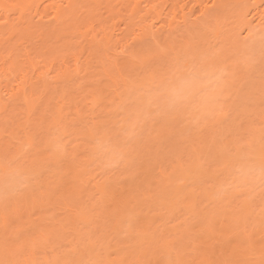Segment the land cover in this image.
Returning <instances> with one entry per match:
<instances>
[{
  "label": "rangeland",
  "instance_id": "1",
  "mask_svg": "<svg viewBox=\"0 0 264 264\" xmlns=\"http://www.w3.org/2000/svg\"><path fill=\"white\" fill-rule=\"evenodd\" d=\"M60 1L55 0L63 7L65 0ZM76 1L78 2L76 6L79 7H76L77 12L75 11L73 20H67L62 25L53 22L52 19V16H55L53 11L56 3L53 4V8L51 5L47 6L54 0L43 1L38 9L41 11L43 6L44 9L38 16L25 15L18 19V14H15L17 12H9L6 18L10 23L7 28L5 27L6 30L0 23V32L5 31L0 34V72L6 66L3 62L7 60V55L15 54L11 56L15 64L14 73L11 74L13 77L9 76L8 81L2 82L3 85L0 82V259L22 260L23 255H28L31 250L39 264H49V261L64 259L99 260L104 261L105 264H134L137 260H148L151 264H168V261L177 259L193 260L205 257L218 259L222 258L221 251L229 253L235 248L242 247L237 236L229 237L231 243L224 242L223 245L216 243L220 233H226L227 229L238 224L244 238L250 241L251 249L242 251L236 258L258 262L261 259L260 248L264 244V220L260 215L261 207L264 206V192L258 171L255 178L247 183L232 182V186L227 188L228 199L215 202L216 215L211 216V208L208 212L202 207L198 208L199 214L193 222L199 223L200 228L189 230L187 224L184 228L180 226L185 216L176 210L174 203L168 199V193L180 187L190 200L208 203L213 200L215 190L219 187L216 185L204 190L199 184L194 186L191 183L192 177L182 176L178 172L173 175V167L168 164L173 158L179 163L182 157V162L195 168L197 161L194 158L189 159L188 156L192 146L186 132L189 127L196 128L193 117H189L184 125L173 124L163 129L165 139L160 146L159 164L150 162L148 157L143 160L140 180L143 181L145 189H151L150 192L145 193V196H152L155 193L158 198L146 199L135 207H130L126 213L111 214L112 209L108 208L111 202L110 192L105 193L102 185L112 180L113 190L125 191L133 182L127 178L117 180L107 171V161L98 153L96 142L105 135L106 129L114 130L109 133L114 134L126 122L129 114L137 113L147 105L149 100L147 89L134 88L124 78L128 72L132 73L133 78L145 77L146 74L142 67L127 65L124 61H121L119 66L120 69H125L124 76L120 75L119 69L116 75H109L103 71L105 53L108 50L113 53L118 52L131 37H136L134 34L138 33L137 30H130V33L127 32L117 42L112 41L107 44L102 42L96 45L91 43L90 49H94L93 54L89 56L88 52H83L77 64L72 63L70 57H67L71 56L70 52L64 50L62 52L55 46L63 43L56 35L67 30L79 29L80 22L85 20L87 15L90 17L92 13L93 26L96 27L98 22L97 28L101 25L99 22L105 23L104 19L114 25L115 33L124 26L122 19L116 18L121 0H112L109 4V6L113 4L111 6L113 16L103 1L100 6L98 5L99 7L98 2L95 3L96 6L93 5L92 9L93 3L90 2L97 0H85V3L84 0ZM132 1L136 0H128L130 3ZM154 1L163 0H138L137 8L143 10ZM176 1L186 3V9L184 11L178 9L175 18L168 24L165 16L170 12L175 0H165L161 16L153 17V25L148 26L144 30L145 33H141V36L133 41L137 45L136 50L150 53L147 58L151 69L155 71L161 70L177 59L191 57L193 54L217 52V68L220 69H231L233 62L243 61L246 56L255 55L257 63L254 70L248 69L242 73L241 80L236 85L238 88L243 80L255 85L251 102L236 107L231 118L216 128L214 134L222 144L231 149L234 155L249 160L256 159L258 162L261 128L264 127L258 90L262 31L259 19L261 14H264V6H262L264 0H258L256 4L252 3L253 0ZM83 4L84 7H87L86 4L88 7L84 8ZM183 12L185 16H182ZM202 12L203 16H201ZM39 15L43 17V20H40L42 30L46 32L42 33L41 38H38L37 34L29 35L26 29V21L31 20L28 24L32 23L34 18L39 19ZM4 16L5 14L0 13V19L5 21V18H2ZM217 20L221 21V28L215 31L205 28L206 23H215ZM12 22L16 25H10ZM105 25L109 24L105 23ZM73 26L75 27L72 28ZM13 27L16 28H14L16 32L18 31L17 33H14ZM248 30L253 36L245 41L244 35ZM71 38L72 36L68 40L81 44L90 40L89 36L88 39H85L86 36ZM85 40L87 41L84 42ZM42 45L44 47H40ZM48 48H56L60 58L56 57L54 53L56 50L50 51ZM45 49L49 53L45 51L47 54L44 53L43 60L46 62H41L42 57L35 56V53L37 50ZM76 49L75 47L74 51ZM62 53L65 54L63 56L64 60L66 59L65 64L70 65L69 70H58L60 65L56 61L59 62ZM31 55L35 58L33 59ZM48 59L54 62V68L46 72L48 67L44 66L49 62ZM40 65L46 71L41 72ZM22 71L23 78L20 77ZM45 72L50 74L45 75ZM14 74L20 78L18 79ZM151 74L152 72L149 71L147 76L150 77ZM21 79L23 84L19 82ZM0 81H2L1 77ZM5 93L12 97L6 107L3 104ZM236 102L239 104V100ZM146 128L151 131L161 128V124L159 121L148 120ZM57 145L67 153L64 159L65 166L74 163L75 172L81 177L74 194L84 202L95 194L103 201L105 210L97 215L86 230L75 228L70 231L65 230L59 223L56 224L55 229L45 228L44 230L53 232L51 238L45 242L39 239L42 225L53 213H57L59 217L62 210L56 207L55 200L34 202L31 199V189L46 182L49 165L54 160L53 153ZM181 179L185 180V184H179ZM21 184H27L29 187L22 192H5L6 186ZM20 202L24 204L23 210L18 208ZM209 218L212 220L214 232L203 229ZM144 229L166 230L182 239L175 249L148 248L138 235ZM88 233L92 234L90 241L86 239ZM6 238L11 242L9 245L11 249L26 248L27 251L20 256H6ZM32 242L35 243V247L32 246Z\"/></svg>",
  "mask_w": 264,
  "mask_h": 264
},
{
  "label": "snow or ice",
  "instance_id": "2",
  "mask_svg": "<svg viewBox=\"0 0 264 264\" xmlns=\"http://www.w3.org/2000/svg\"><path fill=\"white\" fill-rule=\"evenodd\" d=\"M32 7L34 6L30 4L6 3L4 0H0V9L15 10L20 12L21 16H24L25 11ZM40 20H43L42 16L38 20L34 18L32 23L27 26L29 35L37 34L38 38L42 37ZM0 23H6V21L0 19ZM260 23L262 31L258 90L261 102V119L264 120V14H261ZM221 27L220 20L205 24V28L210 31H215ZM80 28L85 34L91 32V26L88 25L87 21L81 22ZM252 36L253 33L249 32L248 36L244 37L245 41ZM135 39L134 36L131 37L129 42L116 53L108 50L103 59V71L109 75H116L119 69L120 75L124 76L125 69L119 68L121 61L127 65L142 67L146 74L145 77L133 78L132 73L128 72L124 78L134 88L147 89L148 103L139 112L129 114L126 122L114 134H109L114 130L106 129L105 135L96 142L98 153L107 161V171L111 172L117 180L127 178L133 183L129 189L119 191L111 188L113 181L109 180L102 185V190L105 193L110 192L111 202L108 208L112 209V215L126 213L130 207H135L146 199L158 198L155 193L152 196H145V193L150 192L151 189H145L143 181L140 180V168L143 160L148 157L150 162L159 164L160 146L165 139L163 129L173 124L184 125L189 117H193L196 128L189 127L186 132L187 139L192 146L188 156L189 159L194 158L197 161L195 168L193 169L190 165L182 162V157L181 162L178 163L173 158L168 161V164L173 167V175L178 172L192 177L191 183L194 186L199 184L204 190L216 185L219 187L215 190L213 200L208 203L190 200L180 187L171 190L168 193V199L174 203L176 210L185 216V220L181 222V228L187 224L189 230H195L200 228L199 223L193 222L199 214L198 208L202 207L205 212L211 208V216L216 215L215 202L228 199L227 188L232 186L233 181L247 183L255 178L258 171L262 192H264V127L261 128L258 162L256 159L249 160L234 155L231 149L222 144L214 134L216 128L231 118L236 107L251 102L255 85L248 80L240 82L238 88L236 85L241 80L242 73L248 69L254 70L257 63L256 57L249 55L243 61L233 62L231 69H220L217 68V52L203 55L193 54L191 57L177 59L161 70L155 71L151 69L150 61L147 58L150 53L137 51V45L133 43ZM45 51L37 50L35 56L43 58ZM149 71L152 72L150 77L147 76ZM49 74L45 73V75ZM20 82L23 83V80ZM234 92L236 93L235 96ZM11 98L10 94L5 93L3 100L5 107ZM237 100H239V104H237ZM194 113L195 115H193ZM148 120L159 121L161 128L147 130L146 123ZM53 156L54 160L49 165V175L46 182L31 189V199L34 202L55 200L56 207L62 210L59 217L57 213H53L46 218L44 225H42L39 239L45 242L53 235L52 231H46L45 228L55 229L56 224L59 223L60 227L65 230L70 231L73 228L86 230L97 215L105 210L103 201L98 199L95 194L90 196L87 202L74 194L81 177L75 172L74 163H68L65 166L64 159L67 153L60 145L56 146ZM179 184H185V180H179ZM28 187L27 184L8 185L5 192H22ZM18 208L23 210V202L18 204ZM260 215L261 219L264 220V206L261 207ZM203 229L214 232L211 218L203 225ZM138 235L148 248L175 249L177 243L182 239V237L166 230L144 229ZM230 236L239 237L242 247L235 248L229 253L221 251L222 258L177 259L168 261V264H264V244L261 245V259L258 262L236 258L242 251L251 249L250 241L244 238L243 231L239 230L238 224L227 229L226 233H220L216 243L221 245L224 242L231 243ZM91 238L92 234L88 233L86 239L90 241ZM10 243L6 238V256H20L27 251L26 248L11 249ZM32 246L35 247V244L33 243ZM0 264H25V262L19 259H0ZM28 264H39V262L30 261ZM49 264H105V262L64 259L49 261ZM134 264H151V262L137 260Z\"/></svg>",
  "mask_w": 264,
  "mask_h": 264
},
{
  "label": "bare ground",
  "instance_id": "3",
  "mask_svg": "<svg viewBox=\"0 0 264 264\" xmlns=\"http://www.w3.org/2000/svg\"><path fill=\"white\" fill-rule=\"evenodd\" d=\"M43 1H47V0H4V2H6V3H23V4H30V5H33L34 7H32L31 9H29V10H26L25 11V14H24V16L25 15H30V17L32 16H38L37 14H40L39 12H42L43 11V9H44V6H43V9L40 11L38 8H40V6L42 5V2ZM48 1H52V0H48ZM60 1V0H59ZM63 1V0H62ZM80 1V0H79ZM95 1V0H94ZM103 1V4H106V7L108 8V11L111 13V15L113 16V12H112V5H110L109 6V4H111L112 2V0H97L96 2H90V3H93L92 4V6H91V9H92V7H93V5H95V3H97V6L101 3ZM137 1L138 0H136V1H132L131 3L130 2H128V0H121V2H120V5H121V7L118 9L117 8V14H116V18L117 19H122V21H123V23H124V26L122 27V28H119V30L117 31V33H115L116 31H115V29L113 28V24H110V23H107L106 22V20L104 19L103 21H105V23L106 24H109V25H105V23H101V22H99L101 25H100V27H98L97 28V26H99V25H97L98 24V22L96 21V19H95V21L97 22V24H96V27L95 26H93V20L92 19H94L93 17H92V15H93V13L91 12V11H89V12H91L92 14L90 15V17L87 15L86 17H88L87 19H86V17H85V20H83V21H87V23H88V25L89 26H91V32L89 33V34H85V32L83 31V29L82 28H75L74 30L75 31H69V30H67V31H64V28H62V30L64 31V32H62V33H59V31H56V32H58L59 34L58 35H56V36H58V40H60L61 39V42H63L62 44L61 43H59V44H61V45H59V46H57L56 44H55V46L56 47H58V48H60L59 50L60 51H62L63 52V50L64 51H68V52H70V54H71V56H67L69 59H71L73 62L72 63H76L77 64V62H78V60H79V56H80V54H83V52H88L87 54L90 56L91 54H93V52H94V49H90V46H91V43H92V45L94 44V45H96V44H98V43H104V44H107V43H109V42H117V41H120L121 40V38H123V36L127 33V32H129L130 30L132 31H135V30H137L138 31V33L137 34H134V35H136V37H137V39L141 36V33H143L144 32V30L148 27V26H152L153 25V23H152V18L153 17H156V18H158V17H160L161 16V14H162V11L164 10L163 8H162V5H163V3L165 4V0H163V1H154V2H152V3H150V4H148L147 5V8H145V9H143V10H139L138 8H137ZM197 1V0H196ZM257 1L258 0H253L252 1V3L253 4H256L257 3ZM61 2V1H60ZM44 3V2H43ZM56 2H55V0H54V2H50V3H48V5L47 6H52V8H53V4H55ZM61 3H63V2H61ZM76 3H78L76 0H65V4L63 5V7H62V5L61 4H59V3H56V6H54V9H55V11H53L54 12V14H55V16H52V18L54 17L55 19L53 20V22H55V23H61V25H62V23L63 22H67V20L69 21L70 19H72L73 20V15H75L76 14V10H77V8L76 7H79V5H77L76 6ZM84 3H85V0H84ZM86 3L87 4H89L87 1H86ZM86 4V6L88 7V5ZM251 4V3H250ZM81 5H82V3H81ZM65 6H68V7H65ZM85 6V4H83V7ZM96 6V5H95ZM94 6V7H95ZM100 6V5H99ZM98 6V7H99ZM186 6H187V4L186 3H180V2H178V1H176L175 0V2H173V4H172V6L170 7L171 8V10H170V12H168V14L165 16V19L167 20V22H168V24L170 23V21L171 20H173L174 18H175V15H177V10L179 9V10H181V11H184L185 9H186ZM82 7V8H83ZM87 7H84V8H87ZM45 8H46V6H45ZM80 8H81V6H80ZM80 8H79V10H80ZM114 8V7H113ZM94 9V8H93ZM96 9V8H95ZM94 9V10H95ZM88 10V9H87ZM86 10V11H87ZM93 10V11H94ZM255 10V9H254ZM12 11H15V10H12ZM12 11H8V10H4V9H0V13L2 14V15H4L5 14V16L4 17H2L3 19L5 18V21H6V23H1V26H3V28L6 30V28H7V26H8V23H10V22H7V15H8V13L9 12H12ZM76 11V12H75ZM205 10L203 9V12H204ZM15 12H17V11H15ZM75 12V13H74ZM202 12V13H203ZM259 12V11H258ZM170 13V14H169ZM257 13V12H256ZM15 14H18V19L19 18H22L23 16H21V14H20V12H17V13H15ZM33 14V15H32ZM154 15V16H153ZM169 15V16H168ZM255 15V14H254ZM40 16V15H39ZM42 16V15H41ZM98 16H99V18H101V16L98 14ZM182 16H185V13L183 12L182 13ZM75 18H76V16H74ZM91 17H92V19H91ZM147 18H150L149 20H147ZM27 19H30V18H27ZM32 19V18H31ZM102 19V18H101ZM100 19V20H101ZM113 18L111 17V20H112ZM22 19H20V21H21ZM98 20V19H97ZM260 20V19H259ZM19 21V22H20ZM23 21H24V19H23ZM28 21H30L31 22V20H28ZM28 21H26V23H27V26L29 25V24H31V23H29L28 24ZM50 21V20H49ZM83 21H81V22H83ZM99 21V20H98ZM16 22H17V20H16ZM52 22V21H51ZM80 22V23H81ZM258 22V21H257ZM18 23V22H17ZM26 23H24V25H26ZM49 23V22H48ZM50 24V23H49ZM64 24V23H63ZM252 24V23H251ZM10 25H16V23L15 24H13V22H12V24H10ZM9 25V26H10ZM47 25V24H46ZM45 25V26H46ZM74 25V24H73ZM258 25V24H257ZM0 26V27H1ZM53 26H54V24H53ZM56 27H57V25H55ZM54 26V27H55ZM76 26V25H75ZM75 26H73L72 28H74ZM6 27V28H5ZM12 27V26H11ZM26 27V26H25ZM44 27V26H43ZM62 27V26H61ZM95 27V28H94ZM14 28L15 27H13V29L12 30H14ZM53 28V27H52ZM59 28V27H58ZM72 28H69V29H72ZM261 28V27H260ZM16 29V28H15ZM26 29H27V27H26ZM96 29V30H95ZM10 30H11V28H10ZM11 30V31H12ZM48 30V29H47ZM65 30H66V28H65ZM253 30V29H252ZM43 31V30H42ZM54 31V30H53ZM52 31V32H53ZM4 33H5V31H3ZM3 32H0V34L1 33H3ZM16 31L14 30V33H15ZM18 32V31H17ZM16 32V33H17ZM25 32V31H24ZM10 33H13V32H10ZM42 33H46V32H42ZM54 33V32H53ZM130 33V32H129ZM145 33V32H144ZM52 34V33H51ZM55 34H57V33H55ZM248 34H249V30L247 31V32H245V35H244V37H246V36H248ZM4 35V34H3ZM48 36V35H47ZM70 36H72V38L71 39H77V38H80V37H84V36H86L87 38H85V39H88V36L90 37V40H85L84 42H86L85 44H81L80 42L78 43L77 41H74V42H72L71 40L69 41L68 39L70 38ZM3 37V36H2ZM135 37V38H136ZM1 39V38H0ZM51 39V38H50ZM62 39H64V40H62ZM56 41V40H55ZM55 43V42H54ZM47 46V45H46ZM51 46V45H50ZM40 47H44L43 45L42 46H40ZM48 47H49V45H48ZM53 47H54V45H53ZM53 47H51V48H53ZM72 47H76L77 49V51L75 50L74 51V48H72ZM38 49H39V47H37ZM47 48V47H46ZM48 49H50V48H48ZM48 53H49V51L47 50V49H45ZM52 50H56V48H54V49H50V51H52ZM8 51V50H7ZM6 51V52H7ZM60 51H59V53H60ZM12 52V51H11ZM10 52V53H11ZM47 52L45 53V54H47ZM25 53V52H24ZM54 53L56 54V57H59V55H57L58 54V50H56V51H54ZM66 54H67V52H65ZM8 54V53H7ZM30 54V53H29ZM44 54V55H45ZM51 54V53H50ZM69 53H68V55H70ZM12 55H15L14 53H12V54H8L7 55V60H5V62H3L6 66H5V68H3L2 69V71L0 72V77H1V79H2V81H0L1 83L2 82H6V80L8 81V79H9V76L10 77H13V76H11V74L13 75V73H14V69H15V64H14V62H13V58L11 59V56ZM24 55V54H23ZM22 55V56H23ZM51 55H53V53L51 54ZM65 54L64 53H62V56H61V59L60 60H58L59 62H57L56 61V63H58L59 65V68H58V70L59 71H63V70H69L70 69V65L68 66V65H66L65 64V60H64V58L65 57H63ZM25 56H26V53H25ZM24 56V57H25ZM27 56H28V53H27ZM53 56H55V55H53ZM14 57V56H13ZM19 57V56H18ZM21 57V56H20ZM31 57H32V55H31ZM35 57V56H34ZM56 57H55V60H57L56 59ZM23 58V57H22ZM29 58H30V56H29ZM29 58H28V60H29ZM33 58V57H32ZM31 58V59H32ZM41 58V57H40ZM39 58V59H40ZM60 58V57H59ZM58 58V59H59ZM20 59V58H19ZM18 59V60H19ZM25 59H26V57H25ZM24 59V60H25ZM34 59V58H33ZM42 59V61L41 62H43L44 60V57L43 58H41ZM40 59V60H41ZM52 59V58H51ZM15 60V59H14ZM17 60V61H18ZM47 60V59H46ZM49 60V62H47V64L44 66V67H48L46 70H44V69H42V67H41V65L39 66V70L40 69H42L41 70V72L42 71H46V72H48V71H50L51 69H52V67L54 66L53 65V63L54 62H50V59H48ZM53 60V59H52ZM51 60V61H52ZM4 61V60H3ZM21 61H22V59H21ZM44 62H46V61H44ZM29 63V62H28ZM31 63H33V62H31ZM40 63V62H39ZM20 65H21V63H19ZM18 64V65H19ZM37 64H38V62H37ZM37 64H35V65H37ZM68 64V63H67ZM43 65V64H42ZM56 66H57V64H56ZM55 66V67H56ZM41 67V68H40ZM17 68V67H16ZM21 68H22V65H21ZM54 68V67H53ZM17 70V69H16ZM21 70H23V69H21ZM57 70V72H59ZM24 71V70H23ZM23 71H22V75H21V73H20V77L21 78H23L24 77V75H23ZM45 72V73H46ZM17 73V72H16ZM15 73V74H16ZM14 74V76H17V75H15ZM17 74H19V73H17ZM26 74V73H25ZM43 74V73H42ZM58 74H60V72L58 73ZM62 74V73H61ZM37 75V74H36ZM57 75V74H56ZM19 77V78H20ZM37 77V76H36ZM17 78H18V76H17ZM16 78V79H17ZM25 79V78H24ZM22 80V79H21ZM10 81V80H9ZM20 82V81H19ZM18 82V83H19ZM24 83V82H23ZM22 83V84H23ZM25 83H26V81H25ZM6 84V83H5ZM2 85H3V83H2ZM19 85V84H18ZM23 86V85H22ZM23 87H25V86H23ZM23 90V89H22ZM30 104V103H29ZM195 167V166H194ZM183 176V175H182ZM179 178H181V177H179ZM187 178V177H186ZM32 204H33V202H32ZM219 224V223H218ZM40 237V236H39ZM32 240V239H31ZM34 242V241H33ZM32 242V243H33ZM35 244V243H34ZM196 251V250H195ZM44 259H46V258H44ZM202 259V258H201ZM22 261H24L25 262V264H28V262H30V261H36V257L34 256V254L32 253V250H31V253H28V255H23V258H22Z\"/></svg>",
  "mask_w": 264,
  "mask_h": 264
}]
</instances>
